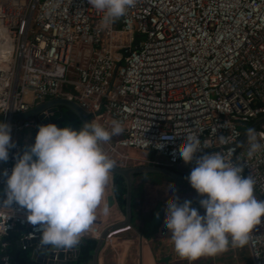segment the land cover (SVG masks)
Wrapping results in <instances>:
<instances>
[{
	"label": "built area",
	"instance_id": "2783aa9c",
	"mask_svg": "<svg viewBox=\"0 0 264 264\" xmlns=\"http://www.w3.org/2000/svg\"><path fill=\"white\" fill-rule=\"evenodd\" d=\"M57 99L77 103L106 128L122 123L124 131L102 145L113 159L136 150L154 153L156 166L192 169L195 161L186 164L179 151L195 135L204 151L197 157L220 152L244 163L242 175L254 177L264 200V151L247 160V138L239 146L264 117V0H137L110 25L88 0H0V115L16 143L0 172L10 173L16 154L31 145L22 137L34 142L38 126L58 112L11 118ZM255 131L264 136V124ZM4 188L0 176V193ZM26 215L16 204L0 207L1 253L11 233L20 232L23 251L40 238ZM159 232L171 237L164 225ZM98 235L93 224L80 240ZM247 249L251 264H264V220ZM0 261L17 264L9 255Z\"/></svg>",
	"mask_w": 264,
	"mask_h": 264
},
{
	"label": "clouds",
	"instance_id": "9594fccd",
	"mask_svg": "<svg viewBox=\"0 0 264 264\" xmlns=\"http://www.w3.org/2000/svg\"><path fill=\"white\" fill-rule=\"evenodd\" d=\"M102 23L110 25L123 17L137 0H88ZM124 127L113 120L110 128L96 121L83 127L38 126L34 143L16 154L15 164L5 178L0 193L2 206L19 205L26 210V220L40 232L41 247L71 249L92 227L98 210L104 216L111 208L106 189L116 167L102 145L120 135ZM179 157L190 164L195 161L187 180L202 197V215L191 200L173 198L167 206L164 227L171 232L175 253L190 262L204 256H216L232 248L248 245L257 225L264 220V200L255 195L256 181L243 176L244 163H231L220 152L203 153L198 136L188 135ZM220 142L225 143L224 137ZM264 136L255 129L247 132V160L264 151ZM207 142H205V146ZM163 144H158L162 148ZM16 147L11 125L0 122V162H7ZM174 191V190H173Z\"/></svg>",
	"mask_w": 264,
	"mask_h": 264
},
{
	"label": "crops",
	"instance_id": "0c3cea01",
	"mask_svg": "<svg viewBox=\"0 0 264 264\" xmlns=\"http://www.w3.org/2000/svg\"><path fill=\"white\" fill-rule=\"evenodd\" d=\"M22 141L27 143H34L31 134H26L22 137ZM132 150H120V158L115 159L116 162L123 164L125 167L145 166L146 159L142 161H135L131 155ZM130 159V162H129ZM158 161L148 162V165H155ZM133 163V164H132ZM140 163V164H139ZM157 175H144L139 177L135 182L134 194H133V224L131 228H127L115 233L107 243L103 254L100 256V264H169V256L172 250L168 251L167 245H172L170 237L162 239L160 236V228L165 223L166 207L159 199H156L152 194L155 193L157 186L160 182ZM143 179L144 184L139 182ZM157 185V186H156ZM106 199L110 205V214L106 217L98 210L97 219L94 222V226L99 229L98 239L102 232L109 226L118 224L124 221L125 214L124 209L119 205L118 200L114 195V177L111 175V181L106 189ZM161 215V218L157 224H147L150 221H154L156 215ZM162 242L164 243H161ZM168 242V243H167ZM160 243V244H159ZM166 243V244H165ZM232 249L230 256H233L235 262L245 261V264H251V258L249 250L243 256L237 254L238 249L229 247ZM228 251V250H227ZM225 251V252H227ZM245 251V250H244ZM223 252V253H225ZM220 253L218 255H221ZM216 255V256H218ZM241 256L238 258L237 256ZM146 256H150L146 261ZM164 256V257H160ZM207 264L205 259L202 262ZM211 263V262H210ZM70 264V262L68 263Z\"/></svg>",
	"mask_w": 264,
	"mask_h": 264
},
{
	"label": "water",
	"instance_id": "95a60500",
	"mask_svg": "<svg viewBox=\"0 0 264 264\" xmlns=\"http://www.w3.org/2000/svg\"><path fill=\"white\" fill-rule=\"evenodd\" d=\"M67 111L75 115L83 127L84 122L91 121V115L87 114L77 103L68 99H57L45 102L25 113L14 115L11 118L12 122H20L26 119H39L42 120V113L48 111L49 113L58 112L62 114V111ZM6 118L0 115V122H4ZM264 124V117L257 120L251 127H249L243 134L239 146L247 138V132L249 129H258ZM113 177L121 178L124 182L126 194H125V207L124 214L125 219L123 222L111 225L107 227L101 234L99 239H95L97 245L93 254L92 261L89 264H100V256L103 254L109 239L117 232L131 228L133 224V194L136 180L144 175H157L163 176L169 180L175 181L177 183H189L187 177L180 175L177 172L162 166L147 165V166H134L125 167L118 162H116V167L113 169ZM40 239V238H39ZM39 239L29 242L33 246L40 245ZM84 240L80 242L71 249H58L53 247H41L35 255L36 262L39 264H68L76 261L80 255V248L83 245ZM20 248V243L18 244ZM21 249V248H20Z\"/></svg>",
	"mask_w": 264,
	"mask_h": 264
},
{
	"label": "rangeland",
	"instance_id": "374dc122",
	"mask_svg": "<svg viewBox=\"0 0 264 264\" xmlns=\"http://www.w3.org/2000/svg\"><path fill=\"white\" fill-rule=\"evenodd\" d=\"M58 115L56 117H58ZM132 152H133V154L131 155V157H133V160H135V161H137V160L142 161L143 159L147 160V163L143 164L145 166L148 165V162H153L152 158H151V154L149 152H140V151H136V150H132ZM153 160L158 161L157 156ZM129 162H130V159H129ZM178 170L181 171L182 173H188L191 171V168H189L187 165H182V166L178 167ZM149 176H151V175H149ZM158 179H159L158 182H160V184H159V186L156 185L157 188L155 190V193H153L152 195L155 196L156 199H159V201L163 203V205L166 207V209H167V206L172 202L173 198L178 197L181 203L184 200H191L193 207L198 208L202 215L204 214V209L200 208V205H199V200L202 197H200L197 194V192L191 187L190 183H177V182L169 180L163 176H159ZM141 180L142 181H140L139 183L144 184L145 181L143 179H141ZM160 218H161V215L157 214L154 218V221H150L147 224H149V225L152 223L157 224L159 222ZM161 243H164V242H162V240H161ZM170 247H172L173 250ZM166 248L168 249V251L172 250V253L169 256V260H170L169 264H203L202 262L204 259H205L207 264H245V261H243V260L240 261V259H239L238 262H235L233 260V256H230L232 249H228L227 252L221 254V255H225V256H220V255H218V256H204V257H201L194 262H190L187 259L179 257L175 253L173 244L167 245ZM239 250L240 251H238V253L241 254L242 257H244L243 259H245L246 256H243V254L245 255L247 253V246H245L243 248H239ZM241 256L238 255L237 257L240 258ZM160 257H164V256H160ZM163 264H165V263H163Z\"/></svg>",
	"mask_w": 264,
	"mask_h": 264
},
{
	"label": "trees",
	"instance_id": "16d2710c",
	"mask_svg": "<svg viewBox=\"0 0 264 264\" xmlns=\"http://www.w3.org/2000/svg\"><path fill=\"white\" fill-rule=\"evenodd\" d=\"M50 123H56L58 126H66L71 125L73 127L80 128L82 127L79 119L73 115L70 112L62 111V114H59L58 117L54 118ZM48 124V123H47ZM152 161L156 158V155L154 153H150ZM175 172H177L180 175L188 176L190 172L188 173H182L178 170V168H169ZM125 186L124 182L121 178L114 177V195L116 199L119 202V205L124 209L125 207ZM21 238L20 232H14L11 233V235L8 238L9 242V248L6 252L1 253L0 252V259L3 255H9L11 256L13 262L17 264H39L36 262L35 259L32 258L37 246H33L29 248L26 251H23L19 248V240ZM96 241L92 239H85L83 245L80 248V255L76 259V261L70 263V264H89L92 261L93 254L96 248ZM148 258L150 256H146V261H148ZM149 262V261H148ZM1 264V261H0ZM150 264V263H147Z\"/></svg>",
	"mask_w": 264,
	"mask_h": 264
}]
</instances>
